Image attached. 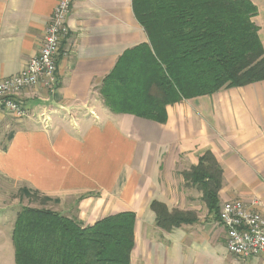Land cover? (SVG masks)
<instances>
[{
	"label": "crops",
	"instance_id": "0c3cea01",
	"mask_svg": "<svg viewBox=\"0 0 264 264\" xmlns=\"http://www.w3.org/2000/svg\"><path fill=\"white\" fill-rule=\"evenodd\" d=\"M60 1L0 0V79L39 53ZM249 1L264 52V0ZM66 26L55 85L22 92L21 120L0 108V264H14L15 218L3 198L10 185L56 200L45 209L83 228L132 213L129 264H264V256L231 255L218 219L235 200L264 214V81L168 105L164 123L114 114L100 95L103 80L125 51L148 43L132 0H71ZM206 153L221 169L216 214L183 177ZM153 202L190 220L167 232Z\"/></svg>",
	"mask_w": 264,
	"mask_h": 264
},
{
	"label": "trees",
	"instance_id": "16d2710c",
	"mask_svg": "<svg viewBox=\"0 0 264 264\" xmlns=\"http://www.w3.org/2000/svg\"><path fill=\"white\" fill-rule=\"evenodd\" d=\"M132 11L148 43L125 51L103 80L100 95L111 113L164 123L168 105L264 81V52L252 22L257 9L249 0H132ZM183 177L216 214L221 169L212 154ZM151 209L167 232L191 216L156 202ZM134 221L132 213H120L83 228L51 210L23 207L11 232L14 264H129Z\"/></svg>",
	"mask_w": 264,
	"mask_h": 264
},
{
	"label": "built area",
	"instance_id": "2783aa9c",
	"mask_svg": "<svg viewBox=\"0 0 264 264\" xmlns=\"http://www.w3.org/2000/svg\"><path fill=\"white\" fill-rule=\"evenodd\" d=\"M70 6L71 0H61L56 5L39 53L17 75L0 79V108L12 118L21 120L27 116L20 100L24 90L39 84L47 88L55 85L60 47L68 35L66 18ZM255 206L235 200L223 204L218 214L226 233L227 251L236 258L264 256V214Z\"/></svg>",
	"mask_w": 264,
	"mask_h": 264
},
{
	"label": "rangeland",
	"instance_id": "374dc122",
	"mask_svg": "<svg viewBox=\"0 0 264 264\" xmlns=\"http://www.w3.org/2000/svg\"><path fill=\"white\" fill-rule=\"evenodd\" d=\"M10 118L12 120H15V121L17 120V119L12 118V117H10ZM4 137L5 138L1 142L3 145L6 143V140H7L6 134ZM3 145H1L0 148H3ZM21 189L22 188L18 189L16 187L10 185L8 193L6 194V196L3 197L5 199L4 205H6V203L8 204V208H9L8 219L9 220H13L15 218L14 216L16 215V212H18L23 207H31V208H45L46 207L45 204L40 202L39 197H37L35 199V198H27L25 196H22V194L19 191ZM1 205H3V204L0 203V206ZM4 215L6 217L7 214L4 213Z\"/></svg>",
	"mask_w": 264,
	"mask_h": 264
}]
</instances>
